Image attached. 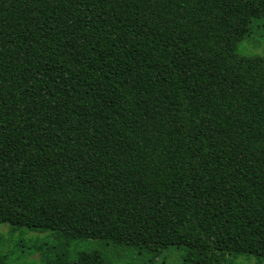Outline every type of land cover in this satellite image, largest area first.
Returning <instances> with one entry per match:
<instances>
[{
	"label": "trees",
	"instance_id": "16d2710c",
	"mask_svg": "<svg viewBox=\"0 0 264 264\" xmlns=\"http://www.w3.org/2000/svg\"><path fill=\"white\" fill-rule=\"evenodd\" d=\"M264 0H0V222L192 264L264 258ZM0 236V264H10Z\"/></svg>",
	"mask_w": 264,
	"mask_h": 264
},
{
	"label": "rangeland",
	"instance_id": "374dc122",
	"mask_svg": "<svg viewBox=\"0 0 264 264\" xmlns=\"http://www.w3.org/2000/svg\"><path fill=\"white\" fill-rule=\"evenodd\" d=\"M239 54L264 55V18L255 19L251 33L239 44ZM50 229L12 226L0 222L2 251L11 254L10 264H46L39 248L55 246L60 242ZM69 258L74 261L80 251H99L114 264H192L188 262L186 246H170L156 258L143 255L126 245L118 246L104 239H74L68 247ZM224 264H264V258L252 254L226 255Z\"/></svg>",
	"mask_w": 264,
	"mask_h": 264
}]
</instances>
